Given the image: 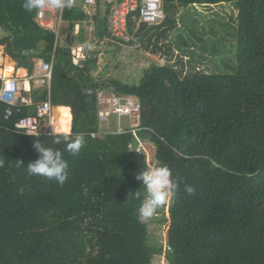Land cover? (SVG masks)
Returning a JSON list of instances; mask_svg holds the SVG:
<instances>
[{
  "label": "trees",
  "instance_id": "16d2710c",
  "mask_svg": "<svg viewBox=\"0 0 264 264\" xmlns=\"http://www.w3.org/2000/svg\"><path fill=\"white\" fill-rule=\"evenodd\" d=\"M23 2L0 0L6 32L0 48L18 67L33 69L35 60H51L55 34ZM164 11L161 24L138 30L131 17L133 39L118 41L140 42L167 59L153 62L139 85H100L92 77L99 53L88 51L76 64L71 47L57 46L50 95L61 108L53 121L66 118L68 134L86 138L79 155L64 152L63 186L28 175V163L39 158L37 137L15 128L36 114L49 91L32 89L26 97L34 105L16 109L9 120L0 102V264H154L164 252L151 246L138 213L146 192L136 174L149 166L137 141L151 143L157 166L167 165L180 184L156 213L166 218L167 207L169 264H264V0H164ZM88 18L76 7L65 9L63 21L80 26L72 46L86 42ZM108 37L109 13L104 38L96 39ZM107 88L139 101L136 133L102 129L97 96ZM42 135L45 147L63 151L52 134ZM184 183L195 189L191 195ZM138 190L141 199L129 198Z\"/></svg>",
  "mask_w": 264,
  "mask_h": 264
},
{
  "label": "built area",
  "instance_id": "2783aa9c",
  "mask_svg": "<svg viewBox=\"0 0 264 264\" xmlns=\"http://www.w3.org/2000/svg\"><path fill=\"white\" fill-rule=\"evenodd\" d=\"M102 1L106 8V14L109 13L110 19V37L106 38V41L108 42H118L122 40L125 43H128L132 40V36L129 33V21L131 17L136 21V30L143 25H159L166 18L164 0H82L83 9L94 8L95 10L96 8H99ZM64 2L65 7L59 9L55 8L53 12L55 24L52 28L48 27L44 22L48 10L44 9L43 15L37 16V22L41 27L45 29L49 28L48 30L54 32L55 51L57 46H59L64 11L65 9H73L76 7V0H64ZM87 29L91 32L93 38L97 36L96 27L91 26ZM79 32V24H76V32L74 30L75 36H77ZM55 51L49 62H46L43 59H38L36 61L32 71L25 78L26 81L24 82L23 88L19 80L16 77H13L14 71L11 73L6 67H1L0 82H2V86L0 88V102L7 106L5 115L6 120H9L14 116L16 109L17 112H20L22 106L34 105L32 99L22 95L23 89L28 92H31V90L35 88L47 89L49 91L48 99L38 104L35 115L22 118L16 123L15 128L19 133L27 136H29L27 133H31L34 135L32 137H39L43 133L52 134L51 124L53 120L54 106L51 102L50 93L55 63ZM82 57H84V54L81 58ZM76 60L77 59L74 58V61ZM97 107L100 125L105 123L111 115H117L119 118L118 129L114 132L108 131L111 134H124L128 132V130L123 129L121 126L120 120L122 117L129 118L131 123L130 131L136 133L140 128L141 105L133 96L117 94L114 91L99 90ZM45 120H48L50 124L43 129L42 125ZM101 134H103V132L92 134V137H100Z\"/></svg>",
  "mask_w": 264,
  "mask_h": 264
},
{
  "label": "rangeland",
  "instance_id": "374dc122",
  "mask_svg": "<svg viewBox=\"0 0 264 264\" xmlns=\"http://www.w3.org/2000/svg\"><path fill=\"white\" fill-rule=\"evenodd\" d=\"M76 8L84 12L89 17V21L84 24V36L86 38V42L82 45L74 44L71 46L73 55H75V58L77 59L75 63L82 64L86 57L85 54L88 51L99 53L98 66L95 71H93L92 77L95 81L100 83V85H109L111 80H117L128 85H139L145 70L151 66L153 62L166 63L167 59L164 56L160 54L154 55L146 51L141 46L140 42H135L133 46H128L115 41H98L96 37L93 38L91 32L87 28L91 26L93 27L98 18L104 19L106 17V8L103 1L99 8L94 10V8L83 9L82 0H76ZM186 11L187 10H182L181 15H184ZM214 19L219 20L217 16L214 17ZM44 22L50 25L55 24L51 13L46 12ZM225 23H227V20L224 22V24ZM68 30L69 22L63 21L59 39V46L61 47L65 44ZM0 33L2 36L4 35V31L1 29ZM2 52H4L3 47L0 48V53ZM83 54L84 57L81 58ZM10 61V58L4 55V63H8ZM105 90L113 91V89L110 88ZM120 122L123 129H130L131 123L128 117H122ZM49 124L50 122L45 120L43 122L42 128L45 129ZM101 127L105 131L114 132L119 127V118L117 115H111L105 123H102ZM136 151L138 155L146 157L149 167L157 166L155 159V149L151 143L139 144L137 141ZM165 216L166 218L168 217L167 207ZM166 218H163L162 214H155V216L150 219H143V221L148 225L149 242L151 246L157 249L162 248L164 253L167 250V232L170 226V223ZM164 253L161 255H156L154 258V264H169Z\"/></svg>",
  "mask_w": 264,
  "mask_h": 264
},
{
  "label": "clouds",
  "instance_id": "9594fccd",
  "mask_svg": "<svg viewBox=\"0 0 264 264\" xmlns=\"http://www.w3.org/2000/svg\"><path fill=\"white\" fill-rule=\"evenodd\" d=\"M22 6L27 12L35 11L37 16H42L45 8H63L65 2L64 0H24ZM68 133L67 127H52L53 143L57 145L63 143L65 145L63 151L58 148L45 147L44 143L38 140L33 143L39 158L28 163V175L54 181L61 186L67 182L69 163L64 158V152L77 156L86 145V138L83 134H76L73 137ZM27 134L34 136L31 133ZM3 166L4 161L0 160V167ZM136 179L142 183L146 192L138 209L139 216L145 220L152 218L159 209L166 206L180 188V184L172 179L169 167L163 164L147 167L145 171L136 174ZM184 191L191 195L195 189L184 183ZM141 195L142 193L138 190L130 193L129 198L134 197L139 200Z\"/></svg>",
  "mask_w": 264,
  "mask_h": 264
},
{
  "label": "crops",
  "instance_id": "0c3cea01",
  "mask_svg": "<svg viewBox=\"0 0 264 264\" xmlns=\"http://www.w3.org/2000/svg\"><path fill=\"white\" fill-rule=\"evenodd\" d=\"M46 10H48V12L49 13H51L52 14V16H53V20H54V15H53V12H54V10H55V8H45ZM51 11V12H50ZM99 19V18H98ZM46 23V22H45ZM54 23H55V21H54ZM47 25H48V27H50V28H52L53 26H54V24H52V25H50V24H48V23H46ZM72 23H69V30H68V33H67V37H68V34H69V32H71V34H72V37L73 36H75V34H74V30H76V24H73V29L72 30H70V25H71ZM94 27H96V29H97V22H95V24H94ZM1 29V28H0ZM49 29V28H48ZM1 30H3V29H1ZM4 31V30H3ZM1 34V33H0ZM4 35L2 36V34H1V38L2 37H4L5 35H6V32L4 31V33H3ZM67 37H66V41H65V44H64V46L63 47H71V45H72V37H71V44L69 45V43L67 42ZM96 38H97V36H96ZM44 48H45V44L44 43H40L39 44V46H38V49H39V52H42L43 50H44ZM4 52H2V53H0V70H1V67H6L8 70H9V72H13L14 71V73H13V77H16L18 80H19V82H20V84H21V86H22V88L24 87V82L26 81L25 80V78L30 74V72L32 71V69L31 68H21V67H18L17 66V64L15 63V62H13L11 59V61L10 62H8V63H4ZM6 56V55H5ZM9 58V57H8ZM38 60V59H37ZM37 60H35V63H36V61ZM27 74V75H26ZM1 86H2V82H1ZM1 88V87H0ZM30 92H28V91H25L24 89H23V92H22V95L23 96H25L26 97V94H29ZM28 98V97H27ZM55 108H61V107H54V109ZM53 124H54V126H56V127H59V128H63V127H67L69 130L71 129V123H70V121H68L66 118H61V122H60V124H58V123H56V122H54L53 121Z\"/></svg>",
  "mask_w": 264,
  "mask_h": 264
},
{
  "label": "water",
  "instance_id": "95a60500",
  "mask_svg": "<svg viewBox=\"0 0 264 264\" xmlns=\"http://www.w3.org/2000/svg\"><path fill=\"white\" fill-rule=\"evenodd\" d=\"M72 29H73V24L70 25V30H72ZM71 37H72V34H71V32H69L68 37H67V42L69 43V45L71 44ZM97 37L100 39L104 38V19L103 18L97 19ZM9 134L10 133L4 135L2 141H4L9 136ZM42 138H43V135L37 137L34 140V142L37 140L39 142H41ZM34 150H35V148H34Z\"/></svg>",
  "mask_w": 264,
  "mask_h": 264
},
{
  "label": "bare ground",
  "instance_id": "6f19581e",
  "mask_svg": "<svg viewBox=\"0 0 264 264\" xmlns=\"http://www.w3.org/2000/svg\"><path fill=\"white\" fill-rule=\"evenodd\" d=\"M26 75H27V74H26ZM53 126H54V124H53V120H52L51 129H52Z\"/></svg>",
  "mask_w": 264,
  "mask_h": 264
}]
</instances>
